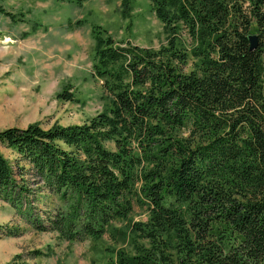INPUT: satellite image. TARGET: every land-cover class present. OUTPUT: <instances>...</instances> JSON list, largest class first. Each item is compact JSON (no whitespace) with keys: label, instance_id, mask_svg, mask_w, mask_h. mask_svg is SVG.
Wrapping results in <instances>:
<instances>
[{"label":"trees","instance_id":"trees-1","mask_svg":"<svg viewBox=\"0 0 264 264\" xmlns=\"http://www.w3.org/2000/svg\"><path fill=\"white\" fill-rule=\"evenodd\" d=\"M149 3L166 35L156 49L94 29L101 112L0 130L16 155L0 152V199L61 239L130 244L103 264H264V0ZM34 191L51 200L43 217ZM132 203L146 221L127 220Z\"/></svg>","mask_w":264,"mask_h":264},{"label":"rangeland","instance_id":"rangeland-1","mask_svg":"<svg viewBox=\"0 0 264 264\" xmlns=\"http://www.w3.org/2000/svg\"><path fill=\"white\" fill-rule=\"evenodd\" d=\"M0 6L13 14H0V130L30 123L43 128L81 124L103 110L107 99L92 73L96 27L121 46L156 49L166 42L149 0H0ZM64 92L72 98L59 97ZM0 152L14 161L9 149L0 145ZM24 178L36 190L33 177ZM46 194L30 196L41 217L52 208ZM147 218L146 207L132 203L127 220ZM0 225L13 228V233H0V264H103L120 247L132 251L130 244L113 243L107 235L67 241L53 231L37 230L2 199Z\"/></svg>","mask_w":264,"mask_h":264},{"label":"water","instance_id":"water-1","mask_svg":"<svg viewBox=\"0 0 264 264\" xmlns=\"http://www.w3.org/2000/svg\"><path fill=\"white\" fill-rule=\"evenodd\" d=\"M249 47L254 48L256 46L257 40L255 35H250L249 37Z\"/></svg>","mask_w":264,"mask_h":264}]
</instances>
